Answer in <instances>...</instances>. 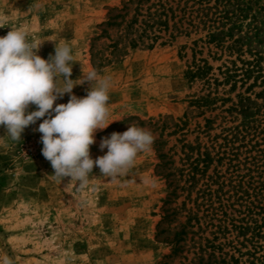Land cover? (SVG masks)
Returning a JSON list of instances; mask_svg holds the SVG:
<instances>
[{
	"label": "rangeland",
	"instance_id": "obj_1",
	"mask_svg": "<svg viewBox=\"0 0 264 264\" xmlns=\"http://www.w3.org/2000/svg\"><path fill=\"white\" fill-rule=\"evenodd\" d=\"M127 1L0 0V15L10 21L0 25V36L10 27L24 29L30 37L45 41L38 53L44 59L55 54L56 43L69 44L74 56L72 79L93 68L111 77L108 106L109 123L113 122L95 133L96 142L90 146L93 159L107 153L100 150L102 138L123 133L131 125L155 137L151 149L138 154L128 175L113 180L94 166L89 184L81 189L70 178H53L54 170L42 155V134L36 131L43 118L27 127L17 142L0 126V137L5 135L0 139V264H234L230 256L238 258L231 248L235 243H228L235 235L226 239L218 235L214 241L215 228L205 225L204 218L200 226L187 224L199 184L188 189V163L183 157L189 146L220 143L222 130L240 123L241 117L228 108L244 88L228 94L229 86H220L219 97L230 101H217L206 112L191 104L206 93L201 84L190 86L184 78L192 42L204 34L173 40L163 36L152 49H132L122 37L123 24L95 40L112 10ZM114 42L119 49L111 55ZM202 57L207 58L206 50ZM208 62L216 73L221 62ZM89 88L86 82L73 93L83 98ZM262 89L264 85L245 96L261 103L255 94ZM68 100L65 94L56 103ZM160 153L173 161L167 162L165 172H172L185 189L171 204L175 213L157 228L167 196L166 180L157 168ZM216 166L212 162L207 173ZM197 214L202 217L201 211ZM240 260L243 264L247 257Z\"/></svg>",
	"mask_w": 264,
	"mask_h": 264
},
{
	"label": "trees",
	"instance_id": "obj_2",
	"mask_svg": "<svg viewBox=\"0 0 264 264\" xmlns=\"http://www.w3.org/2000/svg\"><path fill=\"white\" fill-rule=\"evenodd\" d=\"M112 12L95 40L123 24L122 37L132 49H152L163 36L173 40L204 34L192 42L191 61L184 72L190 86L199 83L206 92L191 100L198 110L206 112L217 101H230L219 97L220 86H229L228 94L244 88L237 94L238 101L228 108L237 112L240 123L224 128L220 143L189 146L184 154L183 162L188 163L185 183L188 189L199 184L187 224L200 226L204 218L205 225L215 228L214 241L218 235L223 239L235 235L234 242H228L235 243L231 248L238 258L230 256L234 264L244 256L247 261L243 264H264V120L259 117L264 113V89L255 94L261 103L245 96L264 85V0H128ZM110 47L111 55L119 49L116 42ZM204 50L207 58L202 57ZM208 59L221 62L216 73ZM104 60L97 58L99 62ZM158 157L161 163L157 168L167 186L163 217L157 226L160 228L175 213L171 204L185 187L177 183L172 172H165L167 162L173 161L165 160L167 155L163 153ZM212 162L217 166L208 174ZM200 211L202 217H198ZM214 221L217 224L211 223Z\"/></svg>",
	"mask_w": 264,
	"mask_h": 264
},
{
	"label": "clouds",
	"instance_id": "obj_3",
	"mask_svg": "<svg viewBox=\"0 0 264 264\" xmlns=\"http://www.w3.org/2000/svg\"><path fill=\"white\" fill-rule=\"evenodd\" d=\"M8 23L0 15V25ZM10 28L0 36V126L5 127L6 135L17 142L27 127L43 118L36 131L42 134V155L54 170L53 178H70L81 189L89 184L94 166L101 176L113 180L128 175L138 154L151 149L155 140L151 131L131 125L123 133L113 132L99 145L107 153L96 159L90 155L97 130L113 122L109 123L108 106L111 77L101 76L93 68L74 80L69 44L56 43L55 54L44 59L38 53L45 41L30 37L20 27ZM86 82L90 85L87 95L77 97L73 89ZM65 94L68 102L57 104ZM33 105L36 110L30 111Z\"/></svg>",
	"mask_w": 264,
	"mask_h": 264
}]
</instances>
